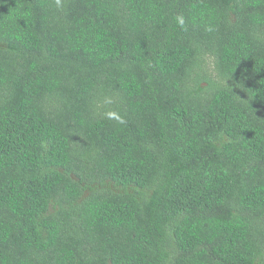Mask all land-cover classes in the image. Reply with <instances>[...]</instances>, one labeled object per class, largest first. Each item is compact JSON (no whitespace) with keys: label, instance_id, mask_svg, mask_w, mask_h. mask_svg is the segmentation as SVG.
Listing matches in <instances>:
<instances>
[{"label":"trees","instance_id":"trees-1","mask_svg":"<svg viewBox=\"0 0 264 264\" xmlns=\"http://www.w3.org/2000/svg\"><path fill=\"white\" fill-rule=\"evenodd\" d=\"M0 264H264V0H0Z\"/></svg>","mask_w":264,"mask_h":264},{"label":"clouds","instance_id":"clouds-1","mask_svg":"<svg viewBox=\"0 0 264 264\" xmlns=\"http://www.w3.org/2000/svg\"><path fill=\"white\" fill-rule=\"evenodd\" d=\"M59 2V0H57ZM179 23L182 25L184 23L183 18H178ZM109 118H111L114 114L113 113H108L107 114ZM121 123L123 122L122 120L120 121Z\"/></svg>","mask_w":264,"mask_h":264},{"label":"rangeland","instance_id":"rangeland-1","mask_svg":"<svg viewBox=\"0 0 264 264\" xmlns=\"http://www.w3.org/2000/svg\"><path fill=\"white\" fill-rule=\"evenodd\" d=\"M213 72V71H212Z\"/></svg>","mask_w":264,"mask_h":264}]
</instances>
